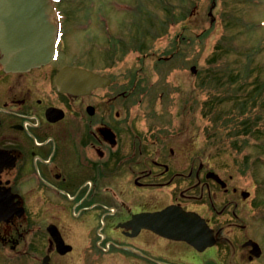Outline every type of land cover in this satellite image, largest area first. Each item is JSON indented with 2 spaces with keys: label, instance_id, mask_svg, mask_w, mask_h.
Instances as JSON below:
<instances>
[{
  "label": "flooded vegetation",
  "instance_id": "obj_1",
  "mask_svg": "<svg viewBox=\"0 0 264 264\" xmlns=\"http://www.w3.org/2000/svg\"><path fill=\"white\" fill-rule=\"evenodd\" d=\"M125 9L130 17L115 24L99 13L90 36L93 22L80 10L55 7L58 54L39 67L7 71L0 49V264H260L264 247L256 257L245 246L254 238L244 240L241 218L264 222V200L245 198L232 176L217 180L209 165L167 146L171 122L147 115L146 99H133L147 88L142 70L56 65L71 22L102 56L124 52L141 65L156 57L159 67L142 28L152 14ZM66 66L105 78L86 93L61 92L56 78ZM192 212L214 230L213 247L172 236L179 216L188 227Z\"/></svg>",
  "mask_w": 264,
  "mask_h": 264
},
{
  "label": "rangeland",
  "instance_id": "obj_2",
  "mask_svg": "<svg viewBox=\"0 0 264 264\" xmlns=\"http://www.w3.org/2000/svg\"><path fill=\"white\" fill-rule=\"evenodd\" d=\"M58 1V7L80 10L84 21L93 22L90 36H93L100 18L107 16L115 24L130 17V13L125 12L126 7L148 10L152 15L142 19V28L148 31V44L154 52H159V59H164L159 60V68L156 58L148 59L145 65H141L135 56L124 52L117 59L102 56L98 49L90 47V40L88 42L82 31L71 22L66 27L67 36L56 65L82 62L102 70L111 66L113 73L142 70L147 90L142 91V97L136 93L133 99H146L142 110L147 115H159L163 122H171L165 139L167 146L184 149L188 158L193 156L197 163L204 162L227 180L232 176L240 190L250 191L252 196L258 197V201L264 200V133L260 138L252 136L248 146L239 153L230 141H222L225 135L216 137L215 122L205 115V107L210 110L206 102L210 92H220L225 99L219 102L220 114L234 111V107H239L237 111H240L242 107L236 104L234 98L241 95L244 97L238 103L247 100L249 104L264 105V98L256 101L251 95L257 83H264V0H215L217 7L213 10V17L216 19L213 22L212 18H203V15L210 10L214 0ZM194 7V16L187 20ZM158 13L159 16H156ZM189 22L192 24L188 25ZM154 32L159 36L156 37ZM218 55H223L219 61L216 60ZM223 62L224 70L221 67ZM192 67L197 68L196 73H193ZM231 72H248V83L242 87L239 83L238 86H227L226 76ZM157 84L158 87L149 88ZM151 124L152 121L148 120V125ZM258 220L246 213L241 218L242 224L248 227L244 240L253 237L264 247V222ZM227 249L230 256L232 249ZM260 264H264V257Z\"/></svg>",
  "mask_w": 264,
  "mask_h": 264
},
{
  "label": "water",
  "instance_id": "obj_3",
  "mask_svg": "<svg viewBox=\"0 0 264 264\" xmlns=\"http://www.w3.org/2000/svg\"><path fill=\"white\" fill-rule=\"evenodd\" d=\"M52 7L51 0H0V48L7 70L25 71L53 59L57 28L51 21ZM103 78L92 71L68 66L58 74L57 85L61 92L76 95L89 91L77 89L76 83H87L89 88H95ZM249 195L248 192L244 193V197ZM170 211L167 209L159 213V217L168 215ZM154 217L152 221H156ZM189 217L190 225L184 227L179 216L175 225L176 235L172 236L186 239L200 250L213 246L216 243L213 230L206 223H201L200 216L190 213ZM151 226L156 229L154 225ZM246 245H253V252L257 249V256L261 254L258 243L251 240Z\"/></svg>",
  "mask_w": 264,
  "mask_h": 264
},
{
  "label": "trees",
  "instance_id": "obj_4",
  "mask_svg": "<svg viewBox=\"0 0 264 264\" xmlns=\"http://www.w3.org/2000/svg\"><path fill=\"white\" fill-rule=\"evenodd\" d=\"M206 15L207 12L203 15V18L206 17ZM189 24L191 25L192 23ZM226 49L230 50L229 48ZM225 54L229 55L228 52H225ZM219 58L222 59L223 55L222 57L218 55L216 60L219 61ZM247 66H249V63ZM221 67L224 70V62L223 66ZM230 67L231 65L229 64L228 68ZM228 76H230L229 79ZM228 76H226L228 81L226 84L227 86H238L237 84L239 83V85L242 87L243 85H246L248 83L246 81L249 78V73L246 72L245 74H243V72H239L238 74H234L231 72ZM252 84L253 83L251 82V85ZM255 87L256 88H253V91L251 92V95H253L254 100L257 101V99L259 100V98H264V83H257ZM215 90H217V88H215ZM238 90L241 91V89ZM238 92H236V95L238 94ZM242 97H244V95H241L238 98H234L236 99V104L242 107L240 111H237L239 107H234V111H227L220 114V112H218L220 109L219 102L225 100L221 96L220 92H210L209 97H207L208 100L206 99V102L207 104H209V111H207L208 108L206 106V103L204 105L206 106L205 115L208 117L212 116L210 117V120L215 122V131L216 134L218 133L216 137H218V135L220 134L225 135L226 139L223 138L222 141H230L229 143H231L233 149L237 150L239 153L242 152L245 147L248 146V143L252 136L260 138V135L264 133V131H262V129L264 128V105L259 106L255 103L249 104L250 101L247 100H243L241 103H238Z\"/></svg>",
  "mask_w": 264,
  "mask_h": 264
}]
</instances>
